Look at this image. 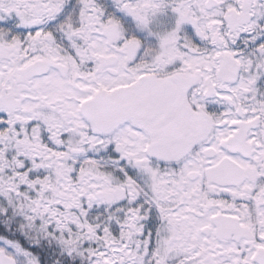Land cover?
<instances>
[{
    "label": "snow or ice",
    "instance_id": "snow-or-ice-1",
    "mask_svg": "<svg viewBox=\"0 0 264 264\" xmlns=\"http://www.w3.org/2000/svg\"><path fill=\"white\" fill-rule=\"evenodd\" d=\"M0 264H264V0H0Z\"/></svg>",
    "mask_w": 264,
    "mask_h": 264
}]
</instances>
